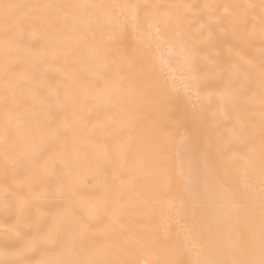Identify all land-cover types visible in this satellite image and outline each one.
I'll return each mask as SVG.
<instances>
[{
	"label": "snow or ice",
	"instance_id": "snow-or-ice-1",
	"mask_svg": "<svg viewBox=\"0 0 264 264\" xmlns=\"http://www.w3.org/2000/svg\"><path fill=\"white\" fill-rule=\"evenodd\" d=\"M0 56V264H264V0L0 2Z\"/></svg>",
	"mask_w": 264,
	"mask_h": 264
},
{
	"label": "bare ground",
	"instance_id": "bare-ground-1",
	"mask_svg": "<svg viewBox=\"0 0 264 264\" xmlns=\"http://www.w3.org/2000/svg\"><path fill=\"white\" fill-rule=\"evenodd\" d=\"M0 2H11V0H0ZM192 2H203V0H192ZM232 2H242V0H232ZM127 44L130 49L134 48L135 46V39L134 36L129 35ZM0 59H2V56H0Z\"/></svg>",
	"mask_w": 264,
	"mask_h": 264
}]
</instances>
